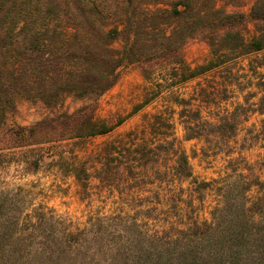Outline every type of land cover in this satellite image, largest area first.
Instances as JSON below:
<instances>
[{
    "label": "trees",
    "instance_id": "trees-1",
    "mask_svg": "<svg viewBox=\"0 0 264 264\" xmlns=\"http://www.w3.org/2000/svg\"><path fill=\"white\" fill-rule=\"evenodd\" d=\"M197 37L210 59L193 67L185 46ZM129 66L147 82L142 101L116 123L97 119V101ZM70 97L93 103L7 127L21 99L52 108ZM154 106L93 154L56 157L83 189L102 187L137 213L79 227L0 191V264H264V180L245 156L264 145V0H0V166L17 150L37 172L47 148L109 136ZM176 121L203 156L224 158L225 175L194 177ZM211 189L218 201L201 218L194 208Z\"/></svg>",
    "mask_w": 264,
    "mask_h": 264
},
{
    "label": "rangeland",
    "instance_id": "rangeland-1",
    "mask_svg": "<svg viewBox=\"0 0 264 264\" xmlns=\"http://www.w3.org/2000/svg\"><path fill=\"white\" fill-rule=\"evenodd\" d=\"M240 11L248 12L247 8ZM185 57L187 62L197 67L206 64L210 59L208 45L201 37L191 39L185 46ZM200 80L186 85L181 93H190ZM141 70L136 66H129L122 69L117 85L97 101L96 118L116 123L120 118L127 117L135 105L139 104L147 89ZM93 103L90 99L67 98L56 107H47L44 103L34 100L21 99L17 103L16 110L7 117L8 129L29 127L44 119L68 113L73 114L80 108ZM156 106L148 108L145 112L128 119L121 127L109 136L87 140L81 145L68 143L56 144L51 149L46 150L47 157L37 172L28 170L23 162L24 153L16 150V155L12 151L6 152L5 164L0 166V191L13 192L17 190V197L20 205L33 203L34 207L43 205L45 211L52 213L67 223H73L83 227L87 220L97 215H112L115 213H125L135 215L138 211L136 203L123 205L117 198L108 191L94 184L88 189H83L73 175L68 174L67 168H60L56 163V157L64 154L73 158V152L86 147L90 155L93 154L104 143L117 139L138 127L143 122L145 114H153ZM263 117H252V123L259 122ZM176 135L181 140L182 145L190 157L194 177L200 182H210L219 179L226 172V163L223 157L207 158L201 153V142L185 141L183 127L176 121ZM7 133L2 136L7 137ZM264 145H258L253 150L246 152L250 162L254 164L257 173L264 180ZM14 153V154H12ZM10 154V155H9ZM89 157V156H86ZM9 161V162H8ZM13 161V163H12ZM226 182V181H222ZM184 187H188L186 183ZM151 189V188H147ZM217 193L213 189L207 193V198L203 205L197 206L195 210H201V218H209L210 211L218 201ZM257 191L254 189L251 196L256 197ZM3 196L2 198H5ZM193 209V211H195ZM6 213L14 214V209L8 207Z\"/></svg>",
    "mask_w": 264,
    "mask_h": 264
}]
</instances>
